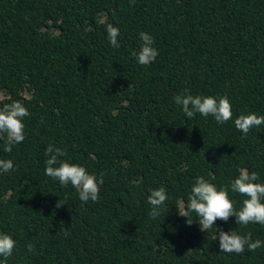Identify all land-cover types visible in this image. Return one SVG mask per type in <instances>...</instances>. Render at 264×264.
<instances>
[{
  "label": "trees",
  "instance_id": "trees-1",
  "mask_svg": "<svg viewBox=\"0 0 264 264\" xmlns=\"http://www.w3.org/2000/svg\"><path fill=\"white\" fill-rule=\"evenodd\" d=\"M140 32L159 52L148 65L136 59ZM185 90L226 96L232 120L188 119L173 103ZM17 100L25 139L11 153L0 140L14 164L0 174V233L17 244L6 264H264V247L224 253L214 239L219 229L264 242V226L230 217L202 232L177 212L197 176L219 189L246 168L264 183V125L243 139L234 126L264 116V0H0V106ZM49 144L103 174L98 202L45 176ZM160 187L168 199L152 219ZM229 198L237 210L246 199Z\"/></svg>",
  "mask_w": 264,
  "mask_h": 264
},
{
  "label": "clouds",
  "instance_id": "clouds-1",
  "mask_svg": "<svg viewBox=\"0 0 264 264\" xmlns=\"http://www.w3.org/2000/svg\"><path fill=\"white\" fill-rule=\"evenodd\" d=\"M129 2L131 5L134 0H129ZM106 33L111 47H119V29L112 24H107ZM139 39L141 45L136 54L137 62L140 65H148L159 55L158 49L154 47V39L151 35L140 32ZM173 103L180 106L188 119L194 118L196 114L202 117L212 116L218 125H223L233 118L232 105L226 96L217 98L199 94L192 95L185 90L184 94L173 97ZM29 115L27 108L18 100L0 106V140L5 143V152L11 153L14 145L24 141L23 120ZM262 125H264V116H258L255 113L242 114L234 120L235 128L243 134L242 139L247 137L251 129L260 130ZM44 155L46 157L45 176L58 181L62 188L71 185L78 193L82 204L99 201L100 185L104 182L103 174L99 176L90 174L83 166L61 160L60 158L66 155L65 151L51 144L45 149ZM13 170L12 160L0 159V174ZM237 172L238 175L227 186L219 189L204 177L197 176L190 187L187 201H181L177 209L178 215L187 218L186 224L189 226L195 218L202 232L212 229L218 220L227 223L230 217H235L236 225L259 224L264 226V183L257 182L260 176L255 171L249 172L246 168H239ZM229 191L246 197L239 210L234 207L229 198ZM167 199L165 188L150 190L147 202L150 206L149 216L152 219H156L161 214V209L165 206ZM63 205L66 204L58 198L56 207ZM217 232L218 235H215L214 239L219 242L220 252L239 255L245 250L255 252L264 247V242L261 240L251 239V233L241 235L233 230L225 232L219 229ZM16 246V241L10 235L0 233V257L3 258L4 264L12 256ZM34 247L31 243L26 246L28 252H33Z\"/></svg>",
  "mask_w": 264,
  "mask_h": 264
}]
</instances>
